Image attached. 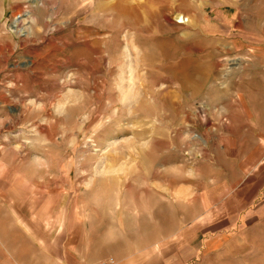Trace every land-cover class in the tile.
Segmentation results:
<instances>
[{
	"label": "rangeland",
	"instance_id": "rangeland-1",
	"mask_svg": "<svg viewBox=\"0 0 264 264\" xmlns=\"http://www.w3.org/2000/svg\"><path fill=\"white\" fill-rule=\"evenodd\" d=\"M4 30L41 57L0 67V177L76 253L264 264V0H0Z\"/></svg>",
	"mask_w": 264,
	"mask_h": 264
},
{
	"label": "crops",
	"instance_id": "crops-1",
	"mask_svg": "<svg viewBox=\"0 0 264 264\" xmlns=\"http://www.w3.org/2000/svg\"><path fill=\"white\" fill-rule=\"evenodd\" d=\"M0 36H2L0 37L1 68L9 66L13 60L24 61V58L28 57L38 60L41 57L34 48L29 51L21 39L6 30L0 32ZM14 72L17 70H13L11 74ZM10 82H19V79L9 78L7 74L0 79V83L3 84ZM13 96L9 89L0 91V124L5 121L4 114L10 109L4 100L12 99ZM23 97L19 96L18 100H22ZM1 127L3 126H0V147H4L9 140ZM4 164L5 161L0 156L2 177L8 175L3 170ZM259 173L264 180V160L260 163ZM2 177H0V264H91L89 256H80L75 252L76 245L70 241L72 235L67 229L66 218H59L56 215L39 217L40 215L35 211L37 207L43 206H37L33 201L34 187L11 185L8 180L1 179ZM28 210H30L29 214Z\"/></svg>",
	"mask_w": 264,
	"mask_h": 264
},
{
	"label": "bare ground",
	"instance_id": "bare-ground-1",
	"mask_svg": "<svg viewBox=\"0 0 264 264\" xmlns=\"http://www.w3.org/2000/svg\"><path fill=\"white\" fill-rule=\"evenodd\" d=\"M175 20H176L177 23H179V24H182V23L186 24V23L189 21V20H187L186 18H184L183 16H176V17H175ZM21 21H22V16H17V17L15 18L13 24H12V28H13L14 30L17 29V28H19L18 26L20 25ZM24 32H25L24 29H23V31H20V33H24ZM25 33H26V32H25Z\"/></svg>",
	"mask_w": 264,
	"mask_h": 264
},
{
	"label": "built area",
	"instance_id": "built-area-1",
	"mask_svg": "<svg viewBox=\"0 0 264 264\" xmlns=\"http://www.w3.org/2000/svg\"><path fill=\"white\" fill-rule=\"evenodd\" d=\"M98 264H113V260H111V259L103 260V261L99 262Z\"/></svg>",
	"mask_w": 264,
	"mask_h": 264
}]
</instances>
